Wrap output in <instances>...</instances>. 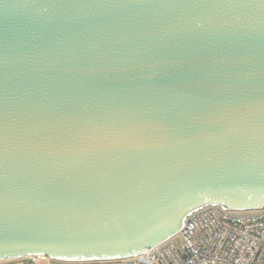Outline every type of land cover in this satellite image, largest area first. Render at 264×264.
Returning a JSON list of instances; mask_svg holds the SVG:
<instances>
[{
    "label": "water",
    "instance_id": "1",
    "mask_svg": "<svg viewBox=\"0 0 264 264\" xmlns=\"http://www.w3.org/2000/svg\"><path fill=\"white\" fill-rule=\"evenodd\" d=\"M211 203L264 205V0H0V260L127 258Z\"/></svg>",
    "mask_w": 264,
    "mask_h": 264
},
{
    "label": "built area",
    "instance_id": "2",
    "mask_svg": "<svg viewBox=\"0 0 264 264\" xmlns=\"http://www.w3.org/2000/svg\"><path fill=\"white\" fill-rule=\"evenodd\" d=\"M243 215L211 203L185 214L179 230L124 264H264V205ZM178 240L175 241V238Z\"/></svg>",
    "mask_w": 264,
    "mask_h": 264
},
{
    "label": "crops",
    "instance_id": "3",
    "mask_svg": "<svg viewBox=\"0 0 264 264\" xmlns=\"http://www.w3.org/2000/svg\"><path fill=\"white\" fill-rule=\"evenodd\" d=\"M0 264H124L117 260H63L42 255L26 256L22 258L0 260Z\"/></svg>",
    "mask_w": 264,
    "mask_h": 264
},
{
    "label": "rangeland",
    "instance_id": "4",
    "mask_svg": "<svg viewBox=\"0 0 264 264\" xmlns=\"http://www.w3.org/2000/svg\"><path fill=\"white\" fill-rule=\"evenodd\" d=\"M256 212H257V210H247L245 212H239V213L243 214V215H252V214H254ZM177 240H178V237L175 238V241H177Z\"/></svg>",
    "mask_w": 264,
    "mask_h": 264
},
{
    "label": "bare ground",
    "instance_id": "5",
    "mask_svg": "<svg viewBox=\"0 0 264 264\" xmlns=\"http://www.w3.org/2000/svg\"><path fill=\"white\" fill-rule=\"evenodd\" d=\"M134 253H136V252H134ZM131 254V253H130Z\"/></svg>",
    "mask_w": 264,
    "mask_h": 264
}]
</instances>
